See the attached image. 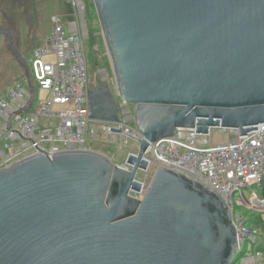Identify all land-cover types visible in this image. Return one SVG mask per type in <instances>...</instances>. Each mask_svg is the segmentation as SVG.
<instances>
[{
	"label": "water",
	"instance_id": "obj_1",
	"mask_svg": "<svg viewBox=\"0 0 264 264\" xmlns=\"http://www.w3.org/2000/svg\"><path fill=\"white\" fill-rule=\"evenodd\" d=\"M94 1L119 92L135 105L133 168L87 150L0 170V264H233L232 214L214 192L166 167L143 199L130 191L142 189L135 175L149 144L178 128L244 135L264 123V0ZM0 33L28 79L30 108L35 84L16 29ZM89 112L121 122L104 80L89 91Z\"/></svg>",
	"mask_w": 264,
	"mask_h": 264
},
{
	"label": "built area",
	"instance_id": "obj_2",
	"mask_svg": "<svg viewBox=\"0 0 264 264\" xmlns=\"http://www.w3.org/2000/svg\"><path fill=\"white\" fill-rule=\"evenodd\" d=\"M65 1L71 7L70 19L52 15L51 33L30 60L35 84L31 107L28 108L31 92L25 74L0 98V170L44 152L53 156L63 151L90 150L89 141L100 137L96 123L103 125L112 142L127 149L126 160L130 154H138L142 135L136 124H131L134 113L127 108L129 103L120 94L116 77L111 80L107 74L104 81L119 105L121 122L90 117L86 6L84 0ZM111 127L122 131H112ZM214 129L218 132L214 133ZM143 158L149 161L148 167L139 168L135 175L142 189L131 190L132 196L143 199L159 167L182 172L214 192L228 207L239 243L240 264H264L263 254L257 251L264 241L263 230L249 225L248 217L235 212V205L264 211V123L244 135L231 127L211 128L207 134L195 128H178L175 135L149 144ZM120 166L133 168L127 162ZM255 186L261 191L252 189L245 196L243 189ZM247 240L254 244L251 256L242 254Z\"/></svg>",
	"mask_w": 264,
	"mask_h": 264
},
{
	"label": "rangeland",
	"instance_id": "obj_3",
	"mask_svg": "<svg viewBox=\"0 0 264 264\" xmlns=\"http://www.w3.org/2000/svg\"><path fill=\"white\" fill-rule=\"evenodd\" d=\"M86 11L85 17V51L88 60V78L90 86H96L104 80L107 74L114 79V63L109 51L102 26L99 20L94 0H84ZM71 7L65 0H0V26L12 25L16 29L17 46L29 62L37 47L44 45L51 33L53 14H61L70 19ZM24 70L9 49L8 40L5 34L0 33V98L6 96L8 89L21 81ZM36 103V101H35ZM127 108L135 112V105L128 104ZM135 123L131 121V124ZM99 130L100 137L97 140L89 141L90 151L99 153L117 165L126 162L127 149L121 148L110 140L104 133L103 125L94 124ZM218 129H214V133ZM254 189L260 192V188H244L247 196ZM239 193L236 194V197ZM236 214H243L248 217L247 223L262 229L264 233V211L248 209L244 205H235ZM264 256V241L257 250ZM255 252L254 244L250 240L245 241L243 256H251ZM233 264H240V257Z\"/></svg>",
	"mask_w": 264,
	"mask_h": 264
},
{
	"label": "flooded vegetation",
	"instance_id": "obj_4",
	"mask_svg": "<svg viewBox=\"0 0 264 264\" xmlns=\"http://www.w3.org/2000/svg\"><path fill=\"white\" fill-rule=\"evenodd\" d=\"M12 26V25H11Z\"/></svg>",
	"mask_w": 264,
	"mask_h": 264
}]
</instances>
